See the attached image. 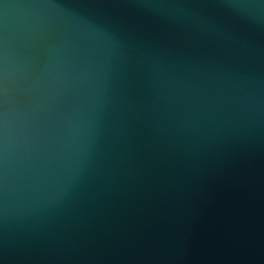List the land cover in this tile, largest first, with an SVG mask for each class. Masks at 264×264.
I'll use <instances>...</instances> for the list:
<instances>
[{
	"label": "water",
	"instance_id": "water-1",
	"mask_svg": "<svg viewBox=\"0 0 264 264\" xmlns=\"http://www.w3.org/2000/svg\"><path fill=\"white\" fill-rule=\"evenodd\" d=\"M0 264H264V0H0Z\"/></svg>",
	"mask_w": 264,
	"mask_h": 264
}]
</instances>
